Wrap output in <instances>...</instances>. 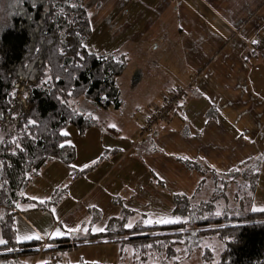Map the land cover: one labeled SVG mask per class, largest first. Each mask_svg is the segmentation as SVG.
<instances>
[{"label": "crops", "instance_id": "1", "mask_svg": "<svg viewBox=\"0 0 264 264\" xmlns=\"http://www.w3.org/2000/svg\"><path fill=\"white\" fill-rule=\"evenodd\" d=\"M159 1L103 0L96 3L95 14L91 16L97 28L96 38L113 29L112 22L118 18L111 20L112 13L120 3L126 9L138 2L141 6L145 3L160 6ZM166 4L171 14L163 11L154 19L167 24L154 36L152 45L163 46L168 41L173 54L166 59L168 65L151 59L145 63V67L161 71L159 79H154L153 71H146L144 76L141 72L139 77L136 72L126 73L125 69L118 86L123 106L126 105L124 100L134 103L131 116H123L132 127L136 119L141 123L146 119L145 108L162 106L169 94L185 87L180 107L168 122L155 125L151 134L137 139L134 127L132 136L127 139L117 126L108 127L100 121L99 109L82 103L81 112L91 115L99 126L87 130L83 137H79L77 131L67 135L70 139L76 135L83 142L73 144L72 166L80 170L94 165L89 173L77 178L87 181L82 185L86 190L79 195L76 204L59 213L57 218L51 219L45 212L37 216L38 201L46 205L44 210L49 212L52 204L49 199L68 180L67 169H62V164L46 163L33 180L48 174L49 184L30 188L32 180L21 196L27 197L25 203L33 205L22 203L24 211L17 205L15 240L18 243L39 241L42 247L45 239L41 238H46L47 242L63 239L77 230L79 233L72 235L76 240L99 234L121 215V206L133 213L129 226L137 222L162 225L181 220L174 215V197L186 198L195 205L208 197L213 185L210 178H203L180 160L197 162L209 171L226 174L254 157H262L251 210L264 212V56L253 50L255 38L264 39V0H166ZM122 81L134 86L126 98L124 93L129 94L128 88L125 86L126 91H122ZM105 111L122 117V113L112 108ZM102 128L112 131L105 133ZM105 135L110 137L103 146ZM116 137L129 143L128 147H118ZM91 138L93 147L88 146ZM79 160L84 161L80 164ZM115 198L120 204L114 203ZM90 210L95 213L91 214ZM26 211L31 213L30 218L24 215ZM95 216L96 221L90 224ZM56 222L61 230L55 227ZM69 250L30 254L19 259L18 264H61L54 253L64 254Z\"/></svg>", "mask_w": 264, "mask_h": 264}, {"label": "trees", "instance_id": "2", "mask_svg": "<svg viewBox=\"0 0 264 264\" xmlns=\"http://www.w3.org/2000/svg\"><path fill=\"white\" fill-rule=\"evenodd\" d=\"M87 1L4 0L7 23L0 30V235L5 243L0 244V264H18L19 259L41 248L39 241L15 240V216L17 205L27 202L22 191L42 167L58 162L76 178L94 168L78 170L72 166L75 148L70 136L63 134L65 129L74 127L83 137L99 123L77 111L71 101L83 98L101 110H118L122 105L118 80L127 62L116 52L97 55L85 47L92 35ZM180 161L203 178H210L213 185L208 197L195 205L174 197V215L181 220L162 225L137 222L130 227L133 213L121 206V215L103 232L79 240L73 236L48 240L43 252L116 243L119 258L123 247H128L142 260L179 264L177 248L184 246L189 253L203 237H214L222 244L216 264H264V212L251 210L262 157H254L226 174L209 171L197 162ZM113 201L120 204L116 198ZM92 219L90 224L96 216ZM71 242L75 244L68 245ZM203 260H213L209 249L204 251Z\"/></svg>", "mask_w": 264, "mask_h": 264}, {"label": "rangeland", "instance_id": "3", "mask_svg": "<svg viewBox=\"0 0 264 264\" xmlns=\"http://www.w3.org/2000/svg\"><path fill=\"white\" fill-rule=\"evenodd\" d=\"M154 1V0H152ZM98 2H103V0H88L86 3V7L88 12L91 16H94L95 14V5ZM4 0H0V30L6 25V15L3 8ZM160 6L156 4L150 5L149 3H145L141 6V3L138 2L135 3L136 6H130L126 9L122 6L120 3V6L116 8V10L112 13L111 20L118 18L115 22L113 20L112 26L113 29H109L104 35H101V38L97 37V28L94 24L93 20L91 21L92 26V35L86 40L85 47L89 52L97 54V55H106L113 52H116L119 54L120 57H123L126 62V73H132L136 72L139 77L140 73L142 72V76L145 75L146 71H153V74L156 78L159 79V75L161 73L160 70H154L150 67H145V63L149 62V60H153L157 62L158 64H167V58L171 57L173 54L170 52L169 49V43L166 41L165 45L158 46V45H152L153 41H155L154 36H158L160 32H162L163 28L167 24L166 21H154V19L158 15L165 11L169 14H171V8L168 4H166V0H160L159 1ZM146 15V16H145ZM148 19L146 21V19ZM108 24V22H107ZM146 32V34L144 33ZM158 47L157 50L154 47ZM151 49V50H150ZM127 77V76H124ZM138 77V78H139ZM170 78V77H169ZM120 81V80H118ZM121 89L124 92L125 86L128 88V93H124V98L126 96L130 95V92L133 90L132 85H127L123 81L120 83ZM126 91V90H125ZM132 93V92H131ZM172 94V93H171ZM170 95V94H169ZM123 98V99H124ZM128 99V98H127ZM82 103L85 105H89L88 107H94L91 104H88L83 98L72 100L71 105L79 112L82 111ZM124 103H126L125 107L123 104L121 105L120 109L123 110H116L119 113H122V117L118 116L116 113H107L105 110H101L100 116L101 122H105V124L110 127L109 125L117 126L118 130L123 133V136L125 138H130L133 134V129L135 127L136 131V138L139 139V136L142 133V129H146L147 126V119L143 120V122H138L139 119H136L135 126H130L127 123V120L123 118V116H131L130 113H132V106H134V103L126 102L124 100ZM91 105V106H90ZM98 109V108H97ZM83 112V111H82ZM136 113V112H135ZM121 117V118H120ZM146 118V117H145ZM107 120V122L105 121ZM104 125V123H101ZM76 129L74 127H68L65 129L64 133L72 134L75 133ZM101 131L105 132L106 130L101 129ZM106 133V132H105ZM115 136V135H111ZM107 137H110L109 135L103 136V146L106 144ZM120 137H116V141L119 146H122V148L126 149L129 145V143L121 142L119 139ZM134 140V139H133ZM82 140L78 139L76 135L71 138L70 142L75 144L82 145ZM130 142V141H127ZM90 147H93V139L91 138L89 140ZM95 149L93 148L90 150L93 152ZM84 160H79L80 164ZM57 163V162H53ZM59 164V163H57ZM62 169H67L68 172V180L67 183H64L63 186H59L57 189L56 194L51 196V199H49L48 202H51L52 204L50 207H48V211H35L38 212V215H41L43 212L47 213V215L51 219L57 218V215L61 213L64 210L69 209L71 206L77 203L79 195L83 193V191L86 190L85 186H82L87 181H82L81 179H77L76 177L73 178L70 175V169L66 166L62 165ZM30 184V188L39 187L42 185V187H45L49 184V176L48 174H43L40 176L37 180H33ZM80 185V186H77ZM66 187V188H65ZM60 189V190H59ZM68 189V191H66ZM27 194L29 195V192L27 191ZM27 194H25L27 196ZM22 195V193H21ZM67 195V196H66ZM23 198L26 199L23 195ZM39 204L43 205L40 201H38ZM23 204H19L18 207L20 210L24 211L22 208ZM32 203H24V206H31ZM60 205V206H59ZM37 206V205H36ZM59 207V208H58ZM218 207V206H217ZM216 207V208H217ZM2 213V210L0 209V215ZM25 216H28L30 218L31 213L29 211L24 212ZM43 215V214H42ZM45 215V214H44ZM56 224L55 227H58L59 222L54 223ZM58 230H61L60 227H58ZM76 233H79V231H75L74 233H70V235H76ZM45 239L46 238H41ZM128 247H123L121 251V258H119V251H118V245L116 243L112 244H103V245H91V246H80L78 248H74L69 250L68 252L64 254H56L54 253L60 260L61 264H160V259H153L148 258L147 260H142L139 256L134 257L133 251L129 250ZM185 247L181 246L177 248V250L180 252L181 260H179V264H216L219 261L220 252L222 250V244L216 239V238H208L203 237L196 246H193L192 250L189 253L185 252ZM206 249H209L213 253V260L210 263H206L203 260L204 251ZM188 254L187 256H185Z\"/></svg>", "mask_w": 264, "mask_h": 264}, {"label": "built area", "instance_id": "4", "mask_svg": "<svg viewBox=\"0 0 264 264\" xmlns=\"http://www.w3.org/2000/svg\"><path fill=\"white\" fill-rule=\"evenodd\" d=\"M253 50L264 56L263 38H255L253 41ZM186 90L187 88L185 87L178 88L165 98L164 104L162 106L151 105L144 109L147 119V126L146 129H142L141 136H144L145 134H151L155 125L158 123H166L171 119L175 111H177V109L180 107ZM46 242L47 241L44 240V246L40 248L39 253H43V249L46 247Z\"/></svg>", "mask_w": 264, "mask_h": 264}, {"label": "snow or ice", "instance_id": "5", "mask_svg": "<svg viewBox=\"0 0 264 264\" xmlns=\"http://www.w3.org/2000/svg\"><path fill=\"white\" fill-rule=\"evenodd\" d=\"M64 135H67V133H63ZM185 159H187L186 157H185ZM160 221H157V223H159ZM165 222H168V221H165ZM131 227V226H130ZM78 231V230H77ZM33 238H36V239H39V237H25L24 239H33ZM3 243H5V241H3V240H0V244H3Z\"/></svg>", "mask_w": 264, "mask_h": 264}]
</instances>
